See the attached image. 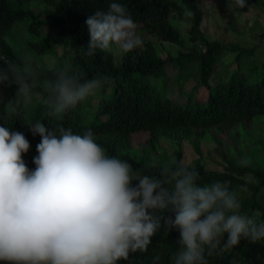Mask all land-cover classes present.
I'll return each mask as SVG.
<instances>
[{"label":"clouds","instance_id":"obj_1","mask_svg":"<svg viewBox=\"0 0 264 264\" xmlns=\"http://www.w3.org/2000/svg\"><path fill=\"white\" fill-rule=\"evenodd\" d=\"M233 5L249 7L246 15L251 11L247 0H228V7ZM86 24L87 56L97 50L128 53L143 45L132 15L115 0ZM0 61L7 65L0 67V86H17L15 98L5 105L6 116L0 117L8 120L39 101L41 93L28 58L23 65ZM48 70L55 79L44 85L46 115L57 119L111 84L107 76L88 79L69 69ZM28 123L41 137L34 170L23 159L31 147L25 135L0 126V262L117 264L130 253L148 250L161 227L157 210L175 213L174 220H166L167 230L180 234L172 264H208L206 257L239 246L242 238L264 242V220L241 212L239 193L230 182L201 185L199 171L175 157L159 169L162 180L134 174L128 161L106 154L91 129L81 135L63 126L50 130L41 120Z\"/></svg>","mask_w":264,"mask_h":264},{"label":"trees","instance_id":"obj_2","mask_svg":"<svg viewBox=\"0 0 264 264\" xmlns=\"http://www.w3.org/2000/svg\"><path fill=\"white\" fill-rule=\"evenodd\" d=\"M31 1L34 0H0V57L23 65L21 53L8 40L14 25L23 22L29 36L26 41L29 51L38 55L53 54L55 37L42 34L41 29L55 30L69 48L71 59L67 63L59 60L41 66L43 82L36 83L35 89L41 93L40 100L21 108L18 115L8 120L0 118V126L22 133L30 142L29 151L23 155L30 170L36 167L33 158L38 156L36 146L41 137L33 134L28 121L41 120L50 130L63 126L81 135L91 129L107 155L128 161L134 174L155 175L161 180L159 169L171 160L159 153L150 158L149 151H158L162 138L175 142L178 147L187 140L198 151L202 140H217L216 135L248 129L259 118L264 122V74L250 81L249 73L242 70L241 57L249 58L253 49L209 39L200 29L202 12L198 0H115L152 37L141 38L142 47L121 53L117 65L113 53L97 50L93 56L86 55L90 40L86 20L97 10L107 11L113 0H43L48 7L40 11L24 6ZM181 26L185 37L181 35ZM153 39L186 50L179 49L174 55L168 53L161 57ZM227 52L235 54L236 69L225 71L212 85L210 80ZM31 61L35 58L31 57ZM172 64L178 70L185 65H196L198 84L206 89L205 98L191 94L185 100H178L151 86L149 75L166 77ZM0 67L7 69L3 61ZM49 68L69 69V74L76 75L85 73L88 79L110 78L111 84L100 88L96 94L101 92V96L89 106L91 119L88 122H84L83 102L59 119L46 115L48 94L44 85L55 79ZM178 79L180 82L181 78ZM16 92L15 84L0 86L3 100L0 117L6 116L5 105L15 98ZM136 132L148 135L141 152H134L136 147L131 142V135ZM217 143L221 145L222 141L219 139ZM220 153L221 170H210L200 160L187 165L199 171L201 185L230 182V189L239 193L241 212L255 216L258 221L264 220V167L236 161L223 150ZM176 159L180 160V152ZM137 184L138 181H133V186ZM154 215L162 217L161 227L152 237L148 250L130 253L127 260L122 259L117 264H172L171 258L179 249L180 234L175 228L168 231L166 220L169 217L174 220L175 213L157 210ZM155 255L160 257L159 261L154 260ZM206 258L208 264H264V242L251 243L242 238L239 246Z\"/></svg>","mask_w":264,"mask_h":264},{"label":"rangeland","instance_id":"obj_3","mask_svg":"<svg viewBox=\"0 0 264 264\" xmlns=\"http://www.w3.org/2000/svg\"><path fill=\"white\" fill-rule=\"evenodd\" d=\"M199 7L202 12V21L200 29L211 40L216 39L223 43H237L246 49H253V53L249 58L241 57V63L244 65L242 70L249 73V80H258L264 74V0H247L248 6L251 7L249 14V7L238 9L234 5L229 8L228 0H198ZM25 7H30L34 11H40L48 7L47 3L43 0H34L24 4ZM173 23H178L173 20ZM186 25V22H182ZM181 35L185 37L183 27H180ZM42 34H51L54 39V53L53 54H36L29 51L27 44V31L26 25L23 22L16 23L13 28L11 36L8 40L15 46L17 52L21 53L22 60L31 57L35 58L32 62L34 68L37 69L36 83L42 84L41 66L52 65L59 60L67 63L70 57V50L66 43L57 36L55 30L41 29ZM137 35L141 38L150 39V35L137 24ZM156 50L161 57H166L168 53L174 55L180 46L170 44L168 42H158L154 40ZM186 50V49H185ZM121 52L116 51L113 53L114 64H119ZM246 64V65H245ZM256 65V66H254ZM236 69L235 54L225 53L217 67L216 72L213 74L210 83L214 82L225 71H233ZM167 76H153L149 75V82L151 86L162 92H166L171 98L178 100H185L188 95H197L198 97L205 98L206 89L199 86L198 74L195 64L185 65L182 70H178L175 65L169 66L167 69ZM181 81L179 82V79ZM101 92L89 97L83 102V115L84 122L91 119L89 106L96 102ZM2 95L0 94V100ZM217 140H202L199 143L198 151L187 140L183 141L181 146L178 147L175 142L162 138L161 145L158 151H149L150 158H153L157 153L164 155L169 160L173 157L177 158L180 152V159H183L186 164H193L195 160H200L210 170L223 169L221 150L225 151L228 156H232L236 161L249 162L253 165L264 167V122L259 118L248 129L233 131L230 134L216 135ZM214 137V136H213ZM148 135L145 132H136L131 135V142L134 152H141ZM222 143L219 145L218 140Z\"/></svg>","mask_w":264,"mask_h":264}]
</instances>
